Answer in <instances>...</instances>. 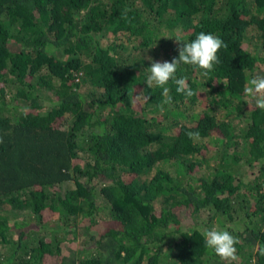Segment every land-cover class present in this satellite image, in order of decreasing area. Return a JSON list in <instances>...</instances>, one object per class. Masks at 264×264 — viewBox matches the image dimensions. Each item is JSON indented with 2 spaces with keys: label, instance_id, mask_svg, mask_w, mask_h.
Instances as JSON below:
<instances>
[{
  "label": "trees",
  "instance_id": "obj_1",
  "mask_svg": "<svg viewBox=\"0 0 264 264\" xmlns=\"http://www.w3.org/2000/svg\"><path fill=\"white\" fill-rule=\"evenodd\" d=\"M201 31L220 63L181 65L196 95L170 80L164 103L147 56ZM259 61L264 0H0V264H229L180 210L234 222L231 264H264V110L243 91ZM27 215L60 225L35 237Z\"/></svg>",
  "mask_w": 264,
  "mask_h": 264
},
{
  "label": "clouds",
  "instance_id": "obj_2",
  "mask_svg": "<svg viewBox=\"0 0 264 264\" xmlns=\"http://www.w3.org/2000/svg\"><path fill=\"white\" fill-rule=\"evenodd\" d=\"M221 48H227V44L221 38L210 32L201 31L191 41L180 44L178 56L173 57L171 61H156L147 57L150 67L145 83L149 89L154 85L163 89L164 103H171L170 89L165 87L170 80L175 83L177 93L183 94L185 97H192L196 95V92L189 86L186 77H176L178 68L181 65L193 66L203 70L202 75L207 76L213 70L214 65L220 63L217 53ZM243 91L249 98V102L254 103L256 108L264 110V74L260 72L249 74ZM185 134L190 139L198 138L200 135L199 132L192 131ZM202 236L205 247L222 260L231 264L238 259L235 246L239 243V238L229 231L213 227L205 229ZM254 251L258 255L264 256V244L258 243Z\"/></svg>",
  "mask_w": 264,
  "mask_h": 264
},
{
  "label": "rangeland",
  "instance_id": "obj_3",
  "mask_svg": "<svg viewBox=\"0 0 264 264\" xmlns=\"http://www.w3.org/2000/svg\"><path fill=\"white\" fill-rule=\"evenodd\" d=\"M257 72L264 74V61L258 62L256 73ZM138 99H139V102L135 104L136 109L140 108L139 105L143 103V98L141 95L138 96ZM60 122H62V120H60ZM246 173H248V171ZM249 175L251 174H248L247 176ZM97 215H98L99 220H101L102 218H105L106 210H103V209L98 210ZM179 216H180L182 229L184 230L193 229L195 226V223L197 222L199 224L200 223L203 224L205 227L211 224L210 227L212 228L215 227V228L223 229V230H226V228L227 229L231 228L232 230L236 229V224L227 219L224 221H221V223L223 224L217 223L216 219L212 218L211 213L207 211H202L200 213H197L196 216L191 217V215H189L187 211L180 210ZM22 219L25 220L28 224L26 229L36 230L38 234L35 237H41V238L43 237L46 239L51 237L52 235L51 230L56 229L60 225V223H58L56 218H53V217L46 218L45 221H42V222H36L32 220L28 215L24 216ZM77 242H78L77 239H71L70 241L65 242V245L63 246L68 247L72 252L74 251L75 253H81V252H78L79 249L77 247L78 245ZM68 252L69 250H64V253L69 254Z\"/></svg>",
  "mask_w": 264,
  "mask_h": 264
}]
</instances>
